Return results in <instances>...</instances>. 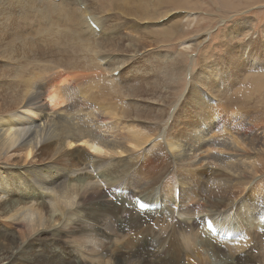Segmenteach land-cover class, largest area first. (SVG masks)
<instances>
[{
    "label": "bare ground",
    "instance_id": "6f19581e",
    "mask_svg": "<svg viewBox=\"0 0 264 264\" xmlns=\"http://www.w3.org/2000/svg\"><path fill=\"white\" fill-rule=\"evenodd\" d=\"M212 4L0 0V264H264V159L244 154H264V122L241 83L263 92L264 65L237 24L232 65L203 53L179 95L201 39L163 45ZM82 238L112 260L60 245Z\"/></svg>",
    "mask_w": 264,
    "mask_h": 264
},
{
    "label": "rangeland",
    "instance_id": "374dc122",
    "mask_svg": "<svg viewBox=\"0 0 264 264\" xmlns=\"http://www.w3.org/2000/svg\"><path fill=\"white\" fill-rule=\"evenodd\" d=\"M205 1H207V0H205ZM213 1H214V4H212V6L210 8V13L214 14L213 17L212 16L207 17L205 14L206 10L203 12L202 10L198 9L197 11L199 13L201 12L200 14H198V17L199 16L204 17V19L202 21H200V23H197L195 25V28L194 27L189 28V30L187 31V34L184 33V35L182 34V36L179 35L178 38L175 39L172 44L170 42L168 44H166V43L163 44V45L169 46L168 48H170V46L173 45L171 48V51L177 53V51H179V49L181 47L180 42L184 38H185L184 40H186L188 38L193 39V40L195 39L196 42H198L199 39H201V41L199 43H197L198 45H195L193 48V49L196 48V50L192 49L191 51L186 52V54H185V55H189V56L187 57V59L184 63V65L186 67L183 69L182 74L179 76V78H180L179 84H181V85H179L178 89H175V91L177 93H179V95H180V93L187 92L188 88H189V81H188L189 77L187 75L188 73L186 74L185 70H187V68L190 69V67H191L193 69L194 76H196L199 71L203 70V66L201 65V63L203 62L202 61V54L203 53L209 54V56H211V59L213 60V62L218 64L221 67L232 65L229 61V55L227 53L226 46L223 43V40H224L223 36H224V33L225 34L227 33V30H229L231 27H234L237 24H239V28L244 26V24L246 26V29L244 30V34L241 38V41H244L246 44H248V49L246 52H244L243 48H239V51L243 55L244 64L247 67L251 68L252 70H254L255 67L261 68L262 64L264 65V59H263L264 57L262 56V59L260 57H257L260 49L263 50L262 53L264 54V0H259L258 3L261 5L251 6V7L248 6V0H228L227 2L224 0H213ZM223 3H225L226 6H224ZM206 9H209V7L207 6ZM104 13H106V11ZM202 15H204V16H202ZM223 20H225V21H223ZM202 24H203V26H202ZM200 30H205V32L200 31ZM198 33H201V34H198ZM250 36L254 37L253 41H249L248 38ZM224 38H225V36H224ZM180 39H181V41H180ZM224 41L229 42L228 40H226V38ZM166 46H163L159 50L164 51ZM199 49H200V51H199ZM216 54H218L220 56L218 57V56H216ZM198 56H199V58H198ZM256 59L257 60L261 59L262 62L259 63L260 60L257 61ZM249 62H250V64H248ZM0 64H1V61H0ZM2 65L5 66L6 64L5 63L1 64V67H3ZM241 83L243 86V90H246L245 92L247 93V95L250 98H252V99L249 98L250 101H248V103L242 109V111L244 110V112H246L244 114L247 116V119H250L252 113H255L254 117H257L258 115L260 117L262 116L263 117L262 119L264 122V114H263L264 113V111H263L264 107L262 106V105H264V101L261 102L262 100H264L263 99L264 98V93H263L264 91L263 92L257 91V89H255V85H254L255 82L251 78H248V79L246 78ZM244 87H246V88H244ZM203 93H204V95L210 96L209 93H206V90H203ZM254 104H256V105H254ZM247 114H249V115H247ZM246 149L244 152V154L246 155V156L244 155L246 159H247L248 155L249 156L251 155L252 156L251 158H253V159H255V158H258V159L263 158L264 159V154H256L252 150H250V149L246 150ZM89 150H90V148H89ZM228 152H231V151H228ZM101 154H103V153H101ZM170 175L172 176V174H170ZM96 176H97V178H99L98 176H100V174H96ZM171 176H169V178H171ZM167 200H169V197L167 198ZM157 209H160V208H157ZM151 223H153V222H151ZM85 240H87V241H85ZM1 241H3V240L2 239L0 240V247L1 248H8V243L5 240L3 241V243ZM82 241H85V242L84 243L83 242H80V243L73 242L74 244L73 243L69 244V243H64V241H63L62 244L60 243V245L62 247H64L65 250H69L72 247L74 249H78L79 251H82L87 257L89 254L87 251L84 250L85 247H89V246L93 247L94 246L93 248H95L97 253L99 251L103 252L104 250L107 249L106 250L107 256H105L104 259L112 260L111 250L109 248H107V246H104V248H103L102 243H99L100 244L99 245L98 242L96 241V239L89 240V239L82 238ZM91 241H93V242H91ZM4 243H5V245H4ZM60 245H58V246H60ZM46 249H50V245L47 246ZM89 259H91V258L89 257ZM187 259L193 263L195 262L194 256L187 257Z\"/></svg>",
    "mask_w": 264,
    "mask_h": 264
}]
</instances>
